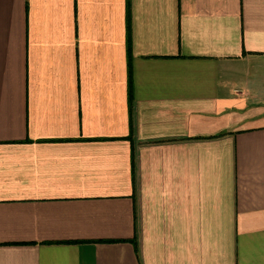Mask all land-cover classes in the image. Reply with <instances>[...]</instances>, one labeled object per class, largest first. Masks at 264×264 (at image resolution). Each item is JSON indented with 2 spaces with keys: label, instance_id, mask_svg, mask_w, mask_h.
<instances>
[{
  "label": "crops",
  "instance_id": "1",
  "mask_svg": "<svg viewBox=\"0 0 264 264\" xmlns=\"http://www.w3.org/2000/svg\"><path fill=\"white\" fill-rule=\"evenodd\" d=\"M0 264H264V0H0Z\"/></svg>",
  "mask_w": 264,
  "mask_h": 264
},
{
  "label": "trees",
  "instance_id": "2",
  "mask_svg": "<svg viewBox=\"0 0 264 264\" xmlns=\"http://www.w3.org/2000/svg\"><path fill=\"white\" fill-rule=\"evenodd\" d=\"M126 21H127V19H126ZM128 22L129 21H127L126 22V47H127V49H126V60H127V62H126V73H127V86H128V88H127V90H128V96H129V98H130V89L132 88V86H131V78H130V75H131V73H130V60H129V56H130V51H129V49H130V47H129V36H130V34H129V25H128Z\"/></svg>",
  "mask_w": 264,
  "mask_h": 264
}]
</instances>
